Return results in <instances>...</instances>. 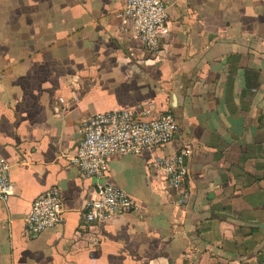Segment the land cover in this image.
I'll return each mask as SVG.
<instances>
[{"label":"crops","instance_id":"0c3cea01","mask_svg":"<svg viewBox=\"0 0 264 264\" xmlns=\"http://www.w3.org/2000/svg\"><path fill=\"white\" fill-rule=\"evenodd\" d=\"M169 33L147 52L122 0H0V264H264V0H164ZM172 112L178 138L114 155L105 176L136 203L83 224L98 179L71 162L96 112ZM192 152L188 197L148 162ZM56 186L64 222L27 238L33 198Z\"/></svg>","mask_w":264,"mask_h":264},{"label":"built area","instance_id":"2783aa9c","mask_svg":"<svg viewBox=\"0 0 264 264\" xmlns=\"http://www.w3.org/2000/svg\"><path fill=\"white\" fill-rule=\"evenodd\" d=\"M120 16L142 42L147 52L158 55L161 37L169 33L167 4L164 0H122ZM149 108H122L96 112L81 123L82 139L74 149L71 162L85 177L98 179L94 192L85 203L83 224H104L110 218L134 212L135 201L119 186L100 182L109 159L114 155H140L147 150L164 147L178 138L179 125L172 112L150 115ZM192 148L182 142L173 154L154 156L148 166L155 175L180 197H188L189 168L185 158ZM10 163L0 155V201L7 202L13 194ZM64 222L60 190L52 186L35 196L24 220L27 238H35L47 229Z\"/></svg>","mask_w":264,"mask_h":264}]
</instances>
